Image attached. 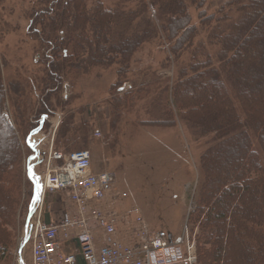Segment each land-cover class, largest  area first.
<instances>
[{
  "label": "rangeland",
  "instance_id": "1",
  "mask_svg": "<svg viewBox=\"0 0 264 264\" xmlns=\"http://www.w3.org/2000/svg\"><path fill=\"white\" fill-rule=\"evenodd\" d=\"M79 1L81 3L74 2V7L78 4L89 9L100 2L104 8L118 11L113 17L119 18V22L115 20L109 23V35L115 39L119 34H123L125 38V35H142V32H148V29H144V19L148 16L152 17L151 20L158 28L162 23L156 19L160 15L158 7H152L148 0ZM179 1L183 2L192 22L196 24L198 10L191 6L189 0ZM235 1L206 0L202 10L212 13L222 8L224 15L231 17V22L236 10ZM43 9L58 11L59 7L49 4V0H0V83L5 93V116L15 130L20 150L17 205L8 227L11 235L9 264H15V250L23 241V222L31 187L33 189L36 183L33 182L34 178L37 180L42 177L48 144L52 138L55 150L64 153L88 150L91 153L92 167L96 171L114 175L113 187L119 196L113 199L112 211L118 219H129L134 223L137 213L151 231L177 235L189 207H195L194 198L202 183L201 159L215 140L213 135H203L202 129L187 124L183 120L185 117L181 118L185 114L172 109L171 98L167 93L180 79L179 74L188 65L187 62L193 58L192 50H196L198 60H210L209 69L221 76L224 69L217 61L218 46L215 42L211 44L209 39L206 40V28L202 25L195 33L194 49H186L176 61L171 56L169 59L167 42L152 36V39L133 53L127 74L116 76V61V65L102 67L103 69L94 67L83 74L81 70L77 71V67H81L80 57L70 64L66 63V68L60 74L61 85H57L53 91L47 86H51L52 82L47 75V66L42 65L41 54L52 50L47 42L50 41L52 46L56 41L63 42L66 27L55 13L51 16L48 13L45 20L40 22L39 28L34 26L31 33L27 34V26ZM70 9L73 11V7ZM87 12L90 13L88 10ZM127 15L130 19L124 18ZM49 18L53 20L50 21ZM67 20L72 24L70 18ZM226 24L225 21L224 25ZM89 26L90 24L86 25L84 30L87 37L91 38ZM60 28H63L64 34L57 31ZM223 32L224 30H216L211 38L219 39ZM33 33L35 34L32 35ZM53 33L54 37L51 36ZM251 37L258 41L264 38V28H255ZM44 39L46 43L42 42ZM113 42L110 40L108 45ZM81 46L84 51L85 45ZM63 48L68 49V46L64 45ZM248 48L247 42H243L239 47V54L244 56L249 51ZM112 54L108 57L113 56ZM69 66L71 67L68 68ZM11 85L16 90L14 95L10 93ZM191 99L194 100V97L191 96ZM16 106L22 116L18 121L15 119V116L18 117L17 111H14L17 110ZM46 110L48 119L38 134L39 139L43 140L39 146L40 154L26 164V167L29 164L30 170L25 175L24 164L30 151L24 145V137L35 126L39 115ZM211 110L210 107L206 114ZM55 123L58 127L54 131ZM48 138L50 141H47ZM3 144L5 149L12 145L8 139H0V155L6 158L10 156V152L3 148ZM243 157L245 159V156L234 151L232 156L219 158L212 162L214 172L221 177ZM121 193L125 194L124 198L120 197ZM50 196L54 197L53 201H64L62 214L71 209L63 194H45L42 215L50 202ZM188 222L192 232L198 234V222L193 225L190 218ZM118 231L121 237H127L129 228L120 224ZM124 242L133 244L130 241ZM227 260L225 258L222 264L228 263Z\"/></svg>",
  "mask_w": 264,
  "mask_h": 264
},
{
  "label": "trees",
  "instance_id": "2",
  "mask_svg": "<svg viewBox=\"0 0 264 264\" xmlns=\"http://www.w3.org/2000/svg\"><path fill=\"white\" fill-rule=\"evenodd\" d=\"M75 1L80 2L49 0V4H55L59 10L43 9L27 26V34H30L34 26L39 28L48 13L50 16L55 13L58 20L65 23L63 42L56 41L52 46L50 41L42 40L52 49L41 54L42 65L47 66V75L52 82L51 86L47 85L51 90L61 85L60 74L66 68V63L70 64L80 57L81 67H77V71L81 70L83 74L94 67L103 69L116 64L117 77L127 74L135 50L153 37L165 40L169 45V59L171 56L178 61L186 49H194L193 39L199 27L203 25L206 28V40L218 46L216 57L223 65V73L220 76L216 71H211V61L198 60L196 50H192L193 58L187 62L188 65L179 74L180 79L167 93L172 109L183 112L185 115L181 118L185 117L183 120L187 124L202 129L203 135H213L215 140L202 156V183L189 216L191 224L198 222L197 259L200 264H222L225 258H228L226 264H264V38L258 41L251 37L255 28H264V0H236L231 22V17L224 15L222 8L207 13L202 10L206 0H189L191 6L198 10L196 24L181 1L148 0L152 7H158L160 15L156 19L162 22L161 26L158 28L152 17L148 16L144 19V29H148V32L125 35V38L119 34L116 39L109 35V23L115 20L119 22V18L113 17L118 11L104 8L100 2L89 9L78 4L74 7ZM70 7H73V11ZM68 18L72 24L68 23ZM124 18L130 19L128 15ZM89 24L91 38L84 30ZM62 30L57 29L64 34ZM216 30H224L219 39L211 38ZM55 33L51 36L54 37ZM110 40L114 42L108 45ZM245 41L249 51L243 56L239 54V47ZM64 45L68 49L63 48ZM81 45H85L84 51ZM111 53L113 56L108 57ZM14 90L15 87L11 85L10 93L13 95L16 93ZM198 101L199 104H196ZM4 103L5 93L0 83V139H8L12 145L5 149L3 144L10 156L3 158L0 155V264H9L11 235L8 227L17 205L20 150L15 130L5 116ZM210 107L211 112L206 114ZM14 111L18 114L15 119L20 120L22 116L18 109ZM47 112H42L38 120L42 116L48 119ZM38 120L27 131L24 141L38 126ZM234 151L245 156V159L243 157L229 172L218 176L212 162L232 156ZM78 262L83 264L80 258Z\"/></svg>",
  "mask_w": 264,
  "mask_h": 264
},
{
  "label": "built area",
  "instance_id": "3",
  "mask_svg": "<svg viewBox=\"0 0 264 264\" xmlns=\"http://www.w3.org/2000/svg\"><path fill=\"white\" fill-rule=\"evenodd\" d=\"M112 182L108 173L91 172L88 152L65 156L49 150L44 191L64 192L74 206V214H64L58 224H46L41 220V205L38 207L29 232L32 264H78V258L83 264H199L195 236L188 224L173 237L165 232L150 233L137 219L140 228L134 232L136 243L120 242L115 215L97 206L110 192ZM91 222L101 232L100 246L95 244ZM72 231L76 232L74 252L59 237L61 233L64 240L71 239Z\"/></svg>",
  "mask_w": 264,
  "mask_h": 264
},
{
  "label": "crops",
  "instance_id": "4",
  "mask_svg": "<svg viewBox=\"0 0 264 264\" xmlns=\"http://www.w3.org/2000/svg\"><path fill=\"white\" fill-rule=\"evenodd\" d=\"M94 172H100L96 171V169L93 168ZM32 189V187H31ZM33 193V189L31 190V194ZM54 197L50 196L49 203L47 205L45 214L43 216V220L46 223H52V222H59L62 216V210L64 209V201L60 200L59 202L53 201ZM95 234L100 236V232L98 230H95ZM76 241H69L68 246L71 247L70 249L74 248ZM78 264H80L78 262Z\"/></svg>",
  "mask_w": 264,
  "mask_h": 264
},
{
  "label": "water",
  "instance_id": "5",
  "mask_svg": "<svg viewBox=\"0 0 264 264\" xmlns=\"http://www.w3.org/2000/svg\"><path fill=\"white\" fill-rule=\"evenodd\" d=\"M41 124L35 129V130H33L32 132H31V136L32 135H35L36 133H38L39 131H40V129H41Z\"/></svg>",
  "mask_w": 264,
  "mask_h": 264
},
{
  "label": "bare ground",
  "instance_id": "6",
  "mask_svg": "<svg viewBox=\"0 0 264 264\" xmlns=\"http://www.w3.org/2000/svg\"><path fill=\"white\" fill-rule=\"evenodd\" d=\"M35 139H36V137H34ZM30 197H31V193H30ZM30 197H29V199H30ZM22 238V237H21Z\"/></svg>",
  "mask_w": 264,
  "mask_h": 264
}]
</instances>
